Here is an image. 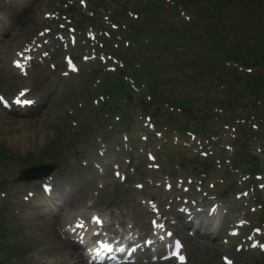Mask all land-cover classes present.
<instances>
[{"label":"rangeland","instance_id":"374dc122","mask_svg":"<svg viewBox=\"0 0 264 264\" xmlns=\"http://www.w3.org/2000/svg\"><path fill=\"white\" fill-rule=\"evenodd\" d=\"M28 3L0 0L36 21L24 30L0 5V97L7 101L0 102V262L180 264L169 259L179 239L185 264H264V92L255 90L264 78V0ZM220 59L228 96L211 74ZM128 93L136 103H158L148 115L139 105L122 111ZM224 100L230 110L208 121L212 139L185 130L169 103L187 102L199 115L222 109ZM31 167L40 169L21 182ZM230 187L221 202L219 191ZM190 206L220 209L222 241L199 221L181 227L175 213ZM108 222L126 237L103 231ZM81 225L86 232L71 233ZM153 232L168 240L163 254L155 244L152 257L138 258L137 237ZM63 242L79 256L63 254Z\"/></svg>","mask_w":264,"mask_h":264},{"label":"bare ground","instance_id":"6f19581e","mask_svg":"<svg viewBox=\"0 0 264 264\" xmlns=\"http://www.w3.org/2000/svg\"><path fill=\"white\" fill-rule=\"evenodd\" d=\"M24 1L25 2H29L28 3L29 5H30V2L31 3H33V2H38V3L41 2V0H24ZM0 5L2 6V9L4 11L10 12V15H12V17L14 18L13 24L15 26L16 25H20L22 27V29L25 30V29L29 28L30 26L34 25V23H36V21L32 20V17L31 16H27L26 15V12H25V14H24V12H22L18 17H16L17 15L14 14L16 7H14L13 5H11L8 8L4 7L2 4H0ZM21 5L22 4L18 3V6L17 7H21ZM45 23L46 22L44 20H41V21H39V23H37V26L38 25H41V24H45ZM6 32H7V30H4V34H6ZM18 32H19V30H15L14 38H16V37L19 38V35H17ZM12 42L16 43L17 44V47L19 45H21V46H24L25 45V43H20V41H17L16 39L13 40ZM0 73H1V71H0ZM25 98H29V96L28 95H25ZM33 106H35V105H33ZM10 110L16 112V110L14 108H10ZM17 112H18L19 115L31 114V113L22 111V109L21 110H17ZM70 206H73V204L71 202H70ZM66 208H67V205L64 207V209H62V211L65 212ZM190 209L192 210V211L189 210V212L191 213L190 215H186L185 214L186 211H183V212L182 211H179V212L175 213L177 219L182 223V226L181 227H183L185 229V228H187V226H189L191 224L193 226V223L195 222V220L196 221H199V223L205 229L215 230V233H217V236L214 237L215 240L222 241V231L217 227V222H216L215 218L209 217V216H203V215H209V214L203 213V212H200V211L196 210V207H191L190 206ZM72 210H76L75 207H73ZM70 211H71V207H69V213H70ZM219 211H220L219 208L216 209L215 210V213L213 215H216ZM213 215H211V216H213ZM225 215L226 214L223 215L224 216L223 219L226 218ZM119 223H121V221ZM221 223L223 224L224 221H221ZM38 224L42 228V230L45 233H48L49 236L52 237L55 241H58V240L60 241V237L57 234H55L52 226L49 223H46L45 221H40ZM102 228H104L102 230L103 231H106L107 233H109V231H110V232L118 235L119 237L124 238L125 233H120L116 229L115 222L104 223L102 225ZM84 232H86V229H84L82 227H79V226L74 227L71 230V233L72 234L84 233ZM199 233L200 232H198V234ZM99 236H101L100 233H99ZM205 237H206V235H205ZM137 238H138V243L137 244H140L141 243V246L137 250V255H138L139 258H146L148 256L147 254L149 252V248L151 246H153V243H150L149 245L147 243H145V244L142 243V241H145L147 238H149L150 241H153L154 243L157 244L158 250H159L158 251V254L163 253V251H164V246L163 245L167 242V240L162 241L161 239H157L156 238V235L154 234V232L153 233H150L148 235L147 234H142V235H140V237H137ZM190 241L195 242L194 240H190ZM62 244H63L62 252L64 251L63 254H65V255H67L69 257H75V258H76V255L79 256V254L77 252H75V251H73V249H71V245L70 244H67L66 245L64 242ZM130 244H133V242H130Z\"/></svg>","mask_w":264,"mask_h":264},{"label":"snow or ice","instance_id":"6c2138e0","mask_svg":"<svg viewBox=\"0 0 264 264\" xmlns=\"http://www.w3.org/2000/svg\"><path fill=\"white\" fill-rule=\"evenodd\" d=\"M17 66H18V67L20 66L19 62H17ZM21 95H23V94H21ZM0 102H2V103H4L5 105H7V101H6L3 97H0ZM16 102H17V103H21V101H20L19 99H18ZM23 103H25V104H32L33 101H31V100H25V101H23ZM81 227H83V225H81ZM175 247H176V251L174 252V255L178 256L181 262H184V261H185V257H184L183 255L180 254V249H181V244H180V242L177 241ZM108 251L111 252L112 249H111V248H108ZM121 251H124V250L121 249ZM229 264H232V262L229 261Z\"/></svg>","mask_w":264,"mask_h":264},{"label":"trees","instance_id":"16d2710c","mask_svg":"<svg viewBox=\"0 0 264 264\" xmlns=\"http://www.w3.org/2000/svg\"><path fill=\"white\" fill-rule=\"evenodd\" d=\"M261 61H262V63L264 64V56H263V58L261 59ZM260 84H261L260 87H257L255 90H259V89L261 88V91L264 92V78L262 79V81H261ZM261 117L264 118V114H262ZM9 249H10V248H9ZM9 249L6 250V253H7L8 256H9V254H10V250H9ZM0 264H4V263H3V262H0Z\"/></svg>","mask_w":264,"mask_h":264},{"label":"water","instance_id":"95a60500","mask_svg":"<svg viewBox=\"0 0 264 264\" xmlns=\"http://www.w3.org/2000/svg\"><path fill=\"white\" fill-rule=\"evenodd\" d=\"M38 168H34V169H31V170H28V171H25L22 173V176H21V180H30V174L32 173V171H37Z\"/></svg>","mask_w":264,"mask_h":264},{"label":"flooded vegetation","instance_id":"af4514ba","mask_svg":"<svg viewBox=\"0 0 264 264\" xmlns=\"http://www.w3.org/2000/svg\"><path fill=\"white\" fill-rule=\"evenodd\" d=\"M190 105V104H189ZM187 111V110H186ZM189 111V110H188ZM190 111H192V109L190 110Z\"/></svg>","mask_w":264,"mask_h":264}]
</instances>
